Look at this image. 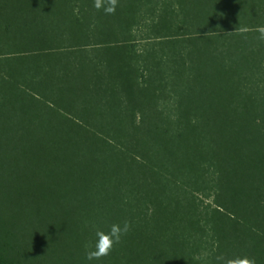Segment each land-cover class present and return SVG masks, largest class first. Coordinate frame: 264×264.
<instances>
[{
    "label": "trees",
    "instance_id": "16d2710c",
    "mask_svg": "<svg viewBox=\"0 0 264 264\" xmlns=\"http://www.w3.org/2000/svg\"><path fill=\"white\" fill-rule=\"evenodd\" d=\"M264 264V0H0V264Z\"/></svg>",
    "mask_w": 264,
    "mask_h": 264
},
{
    "label": "clouds",
    "instance_id": "9594fccd",
    "mask_svg": "<svg viewBox=\"0 0 264 264\" xmlns=\"http://www.w3.org/2000/svg\"><path fill=\"white\" fill-rule=\"evenodd\" d=\"M131 225L127 222L112 224L108 231L97 230L95 232V243L92 248L86 251V260L91 264L92 261L107 256L114 249L115 245L130 231Z\"/></svg>",
    "mask_w": 264,
    "mask_h": 264
}]
</instances>
